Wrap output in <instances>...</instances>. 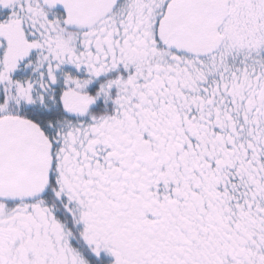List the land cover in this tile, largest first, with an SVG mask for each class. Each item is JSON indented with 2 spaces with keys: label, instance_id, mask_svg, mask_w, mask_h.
Masks as SVG:
<instances>
[{
  "label": "snow or ice",
  "instance_id": "1",
  "mask_svg": "<svg viewBox=\"0 0 264 264\" xmlns=\"http://www.w3.org/2000/svg\"><path fill=\"white\" fill-rule=\"evenodd\" d=\"M0 264H264V0H0Z\"/></svg>",
  "mask_w": 264,
  "mask_h": 264
}]
</instances>
